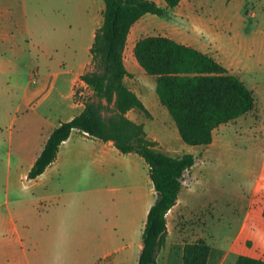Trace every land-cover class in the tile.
<instances>
[{
	"label": "crops",
	"instance_id": "0c3cea01",
	"mask_svg": "<svg viewBox=\"0 0 264 264\" xmlns=\"http://www.w3.org/2000/svg\"><path fill=\"white\" fill-rule=\"evenodd\" d=\"M56 1L61 0L42 2L44 7H49ZM84 1L64 0L63 5L90 8L86 12L75 13L71 9V13L68 11L67 14L44 13L38 16L28 14L26 0H0V49L20 55L23 51L20 39L27 36L39 49L41 56L39 65L32 70H24V74L23 67L14 59H0V84L11 86L12 95L16 98L11 110H0V146L8 145L11 148L8 151L9 168L11 171L14 169L16 175L12 187L15 207L10 203L12 180L9 176L6 198L0 201V207L5 206L8 212L4 219H0V225L4 230L16 231L14 244L18 239L21 241L20 226L27 227L29 231L36 227V222L30 221L27 215L32 214L34 209L39 210V203L43 200L45 209L39 212L40 215L44 214L45 263L139 264L143 240L135 239L137 234L134 233L136 231L133 226L130 223L118 225L108 221L102 225L103 236L100 237L96 233L98 227L93 223L92 205L89 206L90 209L80 210L77 202L95 190H103L106 194L108 191L115 193L120 190V197L126 199V191L131 189L128 176L134 172L137 177V215L140 216L143 212L145 215L142 226L138 223L136 228L138 236L139 232L143 236L148 213L156 197L149 202L148 178L143 180L139 175V166L143 163L140 155L123 154L113 142L90 138L74 129L70 137L60 145L56 160L38 177L28 178L30 169L43 151L52 131L62 122L81 114L85 108L84 103L75 100V94L77 88H81L84 93L90 92L81 76L91 64V47L96 30L103 21L105 4L103 0H87L88 4L85 5ZM183 1L170 8V12L185 13L189 6L181 7ZM159 4L166 6L164 1ZM22 5L25 8L23 15L20 9ZM146 15L132 27L126 45L125 62L133 74L135 70L141 71L133 50L136 42L146 36ZM53 23L64 27H57V30L52 26ZM129 49L133 53L130 58L133 70L127 63L126 54ZM85 52L88 56H85ZM250 60L252 59L248 61ZM128 78H125V83L138 94L150 113L147 115L132 109L128 112L131 119L144 123L146 127L145 115L151 119L155 115L158 117V112L165 117L169 115L159 97H153L152 103L146 97L144 84L130 85ZM7 96L10 99V94ZM170 121L168 116L167 122L172 124ZM261 166L262 162L256 175L260 174ZM116 181L120 182L122 189L120 186L117 189ZM232 189L236 191L232 201L237 200V205H243L240 217L232 211L236 215L233 220H238L237 229L228 242H216L214 245L209 241L211 234L208 235V232L217 225V221L224 218H227V222L230 220L229 208L221 211L216 201L207 213H202V210L197 212L194 200L201 196L207 197L208 192L212 194V185H209L205 176H194L189 185L184 184L177 203L166 215L167 243L159 253L156 264H184L186 242H194L200 238L206 239L211 245L207 264H236L241 255L264 260V195L258 193L257 185L251 186L247 191H239L237 187ZM78 193L79 196L76 197ZM225 199L226 205L231 206L233 202L228 203V198ZM212 207H215L217 214L211 213ZM15 259L14 264H31L33 258L18 256Z\"/></svg>",
	"mask_w": 264,
	"mask_h": 264
},
{
	"label": "trees",
	"instance_id": "16d2710c",
	"mask_svg": "<svg viewBox=\"0 0 264 264\" xmlns=\"http://www.w3.org/2000/svg\"><path fill=\"white\" fill-rule=\"evenodd\" d=\"M103 21L91 47L92 61L81 79L90 89H76L75 100L85 108L72 120L62 122L50 134L45 147L28 173L29 179L41 175L57 158L60 145L74 129L103 142H113L123 154L140 155L149 168L156 195L143 231L139 264H156L167 243L166 215L177 203L186 173L195 165L191 153L173 156L150 138L145 124L128 116L132 109L149 111L126 83L133 77L125 62V50L132 27L146 14L164 16L167 8L183 0H103ZM144 71L155 77L156 92L173 118L181 139L188 145L207 146L216 129L235 121L256 107L254 91L213 56L165 35L139 39L133 50ZM99 97L97 101L96 97ZM210 243L200 238L186 242L184 264H207ZM236 264H264L246 255Z\"/></svg>",
	"mask_w": 264,
	"mask_h": 264
},
{
	"label": "rangeland",
	"instance_id": "374dc122",
	"mask_svg": "<svg viewBox=\"0 0 264 264\" xmlns=\"http://www.w3.org/2000/svg\"><path fill=\"white\" fill-rule=\"evenodd\" d=\"M26 1H28L26 9L29 15L40 16L44 13L62 15L67 14L68 11L71 13V9L75 13L86 12L90 9L68 7L63 5L64 0L56 1L49 7L43 6L44 2L42 1L45 0ZM155 1L158 4L163 3L162 0ZM83 3L87 5L88 1L85 0ZM186 6L189 7L183 14L170 12V8H167V13L164 16L147 14L144 21L146 23L145 35L169 36L208 53L232 73L239 76L254 91L256 97L255 109L235 121L220 125L214 133L213 143L209 146L186 144L181 139L173 118L163 105L161 106L169 114L167 117L158 112V117L155 115L154 119L146 115L144 118L150 137L159 141L163 151L173 156L191 153L196 157L195 166L186 173L185 185H189L194 176H205L209 185H212V194L208 192L207 197L201 196L194 200L197 212L202 210V213H207L216 201L219 203L221 211L229 208L228 218L230 220L228 222L227 218L221 221L216 220L217 225L211 229L210 233L208 232V235L211 234L209 241L216 245V242H228L231 235L235 234L238 220H233L236 215L232 214V211H235L237 217H240V211L243 208V205H237V200L232 201L236 194L232 188L237 187L239 191L243 189L247 191L251 186L257 185L258 193L264 195V0H185L181 7L185 8ZM20 9L21 15L25 14L23 5ZM52 26L55 29L64 27L55 23ZM31 42L27 36L20 39L23 50L20 55H13L7 49H0V59L7 57L14 59L23 67L22 74H24V70L29 71L36 68L41 61V56L39 49ZM132 54L130 49L127 50V63L131 70H133L130 64ZM85 56H88V53L85 52ZM249 59L254 61H248ZM140 70H135L134 76L128 78V84L133 86L144 84L146 97L153 103V97L158 98L155 78L147 74L141 66ZM12 93L11 86L0 84V110H11L14 106L16 98ZM8 94L12 95L10 99ZM168 116L172 124L167 122ZM6 129L4 130L6 131ZM9 150L11 148L8 145L0 146V201L6 198L7 181L10 176L12 180L10 203L14 206L12 187L16 175L13 172L14 169L11 171L9 168ZM11 152L15 154V151ZM140 160L143 163L139 166V175L143 180L148 178L149 202H151L157 192L150 179L147 164L143 159ZM260 162H262L261 172L256 175ZM129 179L131 189L126 191V199L120 197V190L115 193L108 191L107 194L103 190L102 192L95 190L85 199L78 200L77 204L80 210L90 209L89 206L92 205L93 223L98 227L96 233H99L100 237L103 236L102 225L109 221L116 222L118 225L130 223L136 231L134 233L137 234L134 236L135 239L142 240V234L139 232L138 236L136 226L138 223L142 226L145 215L144 212L140 216L137 215V177L134 172L128 176ZM115 185L117 189L119 186L122 189L119 181H116ZM78 196L79 193L76 197ZM225 198H228V203L233 202L231 206L226 205ZM212 208L211 213L217 214L215 207ZM44 209L45 203L42 200L39 203V210L44 211ZM39 210L34 209L32 214L27 215L30 221L36 222V227L29 231L27 227L20 226L21 241L18 239L15 244L13 241L17 238L16 231L4 230L0 225V264H14L15 258L18 256L33 258L31 264H51L50 262L45 263L47 254L43 247L45 240L44 214L40 215ZM7 212L5 206L0 207V219H4ZM88 221L89 218H87Z\"/></svg>",
	"mask_w": 264,
	"mask_h": 264
},
{
	"label": "water",
	"instance_id": "95a60500",
	"mask_svg": "<svg viewBox=\"0 0 264 264\" xmlns=\"http://www.w3.org/2000/svg\"><path fill=\"white\" fill-rule=\"evenodd\" d=\"M96 99H97V101H99V97L98 96L96 97ZM157 196H159V193H157Z\"/></svg>",
	"mask_w": 264,
	"mask_h": 264
}]
</instances>
